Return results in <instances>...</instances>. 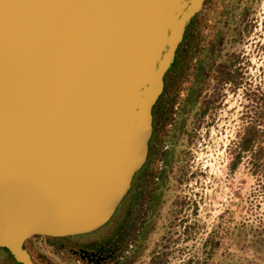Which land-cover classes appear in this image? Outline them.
Masks as SVG:
<instances>
[{"label":"water","instance_id":"1","mask_svg":"<svg viewBox=\"0 0 264 264\" xmlns=\"http://www.w3.org/2000/svg\"><path fill=\"white\" fill-rule=\"evenodd\" d=\"M204 0H0V248L107 226Z\"/></svg>","mask_w":264,"mask_h":264},{"label":"rangeland","instance_id":"2","mask_svg":"<svg viewBox=\"0 0 264 264\" xmlns=\"http://www.w3.org/2000/svg\"><path fill=\"white\" fill-rule=\"evenodd\" d=\"M241 1L252 4L255 15H264V0H208L184 42L190 54L179 69V80L189 83L194 50L207 47L210 33L223 31L228 6L237 21ZM246 77L249 80L243 88L232 95L229 92L227 115L226 109L220 115H178L181 124L169 120L167 125H172L165 126L163 135L156 127L151 160L154 175L163 161L166 164L169 198L164 210L156 213L146 250L133 264H264V68L252 70ZM217 89L213 83L199 103L206 102ZM248 137L250 143L245 142ZM240 143L251 147L226 181L224 161L231 159ZM253 159L258 162L252 163ZM183 200L195 202L196 209L195 216H187L191 219L186 228L175 212L170 213ZM46 251L42 249L44 254ZM0 264L17 262L0 248Z\"/></svg>","mask_w":264,"mask_h":264},{"label":"flooded vegetation","instance_id":"3","mask_svg":"<svg viewBox=\"0 0 264 264\" xmlns=\"http://www.w3.org/2000/svg\"><path fill=\"white\" fill-rule=\"evenodd\" d=\"M241 2L238 3L237 21L234 22L228 6L223 20V31L210 33L207 47L194 50L188 84L178 79L179 69L190 54L184 46L187 40L184 30L173 60L164 73L160 94L151 108V134L147 141L145 161L111 222L89 235L32 236L26 243V249L37 264H58L54 258L66 264H133L143 254L156 213L159 215L164 210L169 198L166 192V164L163 161L154 175L155 167L151 160L155 148L156 127L157 132L161 130L163 135L165 126L172 125H167L168 121L173 120L171 122L175 124L178 115H220L225 109L227 115L228 98L235 93V89L244 87L246 79L249 80L246 75L252 70L259 72L261 67L264 68V32L261 31L264 27V15H255L252 4ZM201 57L204 58V64ZM213 83L218 89L212 95L209 90V99L200 104L202 94L207 93L208 87ZM240 115H244V112L241 111ZM177 120L181 124L182 118ZM250 147L240 143L231 159L224 161L226 181L229 173L234 172L241 164L244 151ZM257 162L253 159L252 163ZM178 202L177 210H170V213L175 212L179 216L178 222L186 228L187 221L191 219L187 220V216L196 215L195 202ZM226 210L227 208L224 213ZM43 248L47 249L46 254L42 252Z\"/></svg>","mask_w":264,"mask_h":264},{"label":"trees","instance_id":"4","mask_svg":"<svg viewBox=\"0 0 264 264\" xmlns=\"http://www.w3.org/2000/svg\"><path fill=\"white\" fill-rule=\"evenodd\" d=\"M207 1H208V0H204L201 9H200V10H199L194 16H192V17L190 18L189 22L187 23V25H186V27H185V33H186L185 37H186V38H187L188 35H189L190 27H191L192 23L195 21V19H197V17H198L199 15H201V14L203 13V7H204L205 4L207 3ZM179 44H180V43H179ZM245 142L250 143V142H251V138L248 137V138L246 139ZM244 144H245V143H244ZM247 145H248V144H247ZM2 250H4V249H2ZM4 251H5V250H4ZM12 259H13V258H12ZM13 260H14V259H13ZM14 261H15V260H14ZM15 262H16V261H15ZM17 264H18V263H17Z\"/></svg>","mask_w":264,"mask_h":264}]
</instances>
